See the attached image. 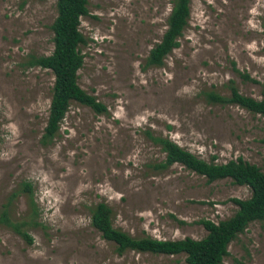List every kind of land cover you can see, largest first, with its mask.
I'll list each match as a JSON object with an SVG mask.
<instances>
[{
  "label": "rangeland",
  "instance_id": "rangeland-1",
  "mask_svg": "<svg viewBox=\"0 0 264 264\" xmlns=\"http://www.w3.org/2000/svg\"><path fill=\"white\" fill-rule=\"evenodd\" d=\"M170 7L171 0H87L76 82L106 112L70 101L43 145L53 78L26 61L52 51L54 1L0 0V211L6 204L11 220L26 221L20 229L31 238L0 225V264H184L182 254L117 253L90 225V209L104 202L112 226L133 238L199 239V219H225L236 209L231 198L250 195L179 164L155 169L164 153L150 137L205 161L240 157L261 167L264 117L208 103L204 93L227 96L231 82L263 97L264 0H190L178 45L162 65L144 67ZM23 182L31 193L9 201ZM222 264H264V219L228 243Z\"/></svg>",
  "mask_w": 264,
  "mask_h": 264
},
{
  "label": "trees",
  "instance_id": "trees-1",
  "mask_svg": "<svg viewBox=\"0 0 264 264\" xmlns=\"http://www.w3.org/2000/svg\"><path fill=\"white\" fill-rule=\"evenodd\" d=\"M53 1L56 15L50 25L52 51L47 55H29L26 61L29 67L49 70L53 78L46 121L40 136V143L43 145L48 144L57 134L59 122L70 101L85 105L96 114L106 112L105 105L86 93L76 82V72L82 65L79 45L84 43V37L78 26L80 17L87 14V0ZM189 1L171 0L165 29L159 41L148 50L144 58V67L162 65L163 58L178 45L177 38L189 15ZM242 76L247 78V75ZM228 90L227 96L213 91L205 92L204 96L208 103L233 104L264 117V84L261 86L263 97L258 100L239 93L231 82L228 84ZM150 138L164 153L163 160L153 166L155 169H165L173 164H179L203 176L207 182L228 178L234 184L246 186L250 195L244 199L231 198L236 209L225 219L216 223L208 219H199L197 222L205 230V235L199 239L190 237L156 239L151 236L133 238L112 226L111 210L104 202H98L90 209V225L104 240L114 244L117 253L134 250L162 255L182 254L184 264H222L223 257L227 254L228 243L250 222L264 219V161L260 168L240 157L223 163L205 161L167 137L151 136ZM262 141L264 143V138ZM19 192L30 194V184L23 182L19 190L10 193L8 200L10 201ZM35 214L33 210V215ZM26 224V221L11 220L6 204L3 205L0 211V225L10 227L30 243L29 235L20 229Z\"/></svg>",
  "mask_w": 264,
  "mask_h": 264
}]
</instances>
